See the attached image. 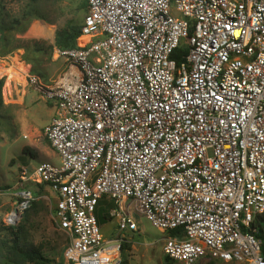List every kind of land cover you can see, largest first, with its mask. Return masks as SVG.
Instances as JSON below:
<instances>
[{"label":"built area","instance_id":"2783aa9c","mask_svg":"<svg viewBox=\"0 0 264 264\" xmlns=\"http://www.w3.org/2000/svg\"><path fill=\"white\" fill-rule=\"evenodd\" d=\"M86 3L76 45L53 48L76 74L51 85L26 73L54 101L42 134L59 164L20 169L5 222L44 186L67 263L119 264L133 207L168 232L171 261L264 264L252 228L264 213V0ZM104 196L111 239L95 215Z\"/></svg>","mask_w":264,"mask_h":264},{"label":"rangeland","instance_id":"374dc122","mask_svg":"<svg viewBox=\"0 0 264 264\" xmlns=\"http://www.w3.org/2000/svg\"><path fill=\"white\" fill-rule=\"evenodd\" d=\"M82 0H0V78H3L0 108V264H15L9 256L17 247L15 240L38 245L50 261L66 262L64 249L68 237L53 219L55 196L47 187L34 190V198L23 210L18 223L9 226L7 213L15 201V181L24 166L35 167L47 160L56 165L59 157L42 134L56 109L54 101L27 83L26 73H33L47 84L68 77L72 67L53 54L55 31L69 24H81L86 13ZM82 38V37H81ZM23 148L27 149L23 152ZM31 151L34 155H30ZM112 201L104 196L95 215L101 233L111 239L117 233L116 222L108 212ZM138 231L121 245L119 264H181L168 259L162 251V238L168 232L153 227L131 207ZM197 264H237L220 259Z\"/></svg>","mask_w":264,"mask_h":264},{"label":"trees","instance_id":"16d2710c","mask_svg":"<svg viewBox=\"0 0 264 264\" xmlns=\"http://www.w3.org/2000/svg\"><path fill=\"white\" fill-rule=\"evenodd\" d=\"M82 7H87L86 0H82ZM81 34V24H69L67 27H63L55 31L54 34V46L57 48H68L76 45V39ZM84 40L83 37L80 39ZM177 57L180 55V50L175 53ZM2 86L3 78H0V108L3 105L2 99ZM27 149L23 148V152ZM30 155H34L31 151H28ZM41 188V187H40ZM103 199V198H101ZM101 199L98 204H100ZM252 228L254 229L255 236L261 240L262 253L264 255V213L256 216ZM21 239L14 241L17 246L9 256L10 260L15 264H47L50 260L44 256L42 251V244L33 245L26 242H20ZM168 261V257L165 256ZM170 260V259H169Z\"/></svg>","mask_w":264,"mask_h":264},{"label":"crops","instance_id":"0c3cea01","mask_svg":"<svg viewBox=\"0 0 264 264\" xmlns=\"http://www.w3.org/2000/svg\"><path fill=\"white\" fill-rule=\"evenodd\" d=\"M71 72L76 74V71H75V69H74V68H73V69H71Z\"/></svg>","mask_w":264,"mask_h":264},{"label":"bare ground","instance_id":"6f19581e","mask_svg":"<svg viewBox=\"0 0 264 264\" xmlns=\"http://www.w3.org/2000/svg\"><path fill=\"white\" fill-rule=\"evenodd\" d=\"M88 37H83L84 40H86Z\"/></svg>","mask_w":264,"mask_h":264}]
</instances>
